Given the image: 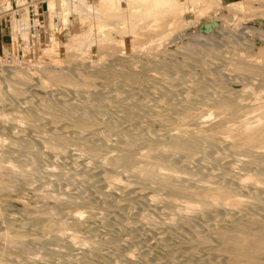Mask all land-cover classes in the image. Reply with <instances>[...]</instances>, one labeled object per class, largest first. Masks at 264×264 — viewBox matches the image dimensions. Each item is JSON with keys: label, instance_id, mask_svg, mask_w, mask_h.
Wrapping results in <instances>:
<instances>
[{"label": "rangeland", "instance_id": "obj_1", "mask_svg": "<svg viewBox=\"0 0 264 264\" xmlns=\"http://www.w3.org/2000/svg\"><path fill=\"white\" fill-rule=\"evenodd\" d=\"M243 1L212 0L205 3L204 8L207 11H205V14L199 9L193 11L189 17L182 14L179 17V24L164 25L160 28L161 33L158 35V32L156 37V34L154 36L150 35L151 38L147 36L151 40H146V47H144L145 45L143 46V51L146 50L144 51L145 54L146 52L148 53L145 59L142 55L144 54L142 50V53H140L141 51H136V54L141 56L140 62L135 66L136 68L130 64L129 58H125L127 54H129L127 57L135 55V50L132 46V35L127 37V34H130L129 27H126L129 26L128 22L125 23L121 19H115L116 17L114 19L110 17L107 20L108 26L110 25L109 27L113 30L109 33L112 32V37L115 38H112L111 34L108 33L111 30L109 27L105 34L110 35L112 42L114 41L113 43L116 42L118 44L120 42L123 52L121 50V53L107 57L98 52L97 55H92L93 57L87 60L82 59L86 55L83 54V56L81 50H76V53L79 52L81 61L78 56L77 62H71L70 66L68 62L67 65L65 63L69 52L67 47L64 46H66L67 40L71 35L82 34L87 31L88 19L85 18L86 20L83 19L82 21L76 15L71 14L68 21L69 24H62L60 18H58L60 16H55L53 20L54 26H52L48 0H27L29 4H32L30 6L27 5L29 6L31 34L30 38L26 39L21 36V29L17 28L14 31L12 18L13 11L16 18H22L25 14V9H23L25 5L21 6L16 0L13 1V10L7 14L0 15V82H3L2 85L0 83V86L4 87L6 81L3 80L10 78L16 67V69H25L29 73L31 72L35 81L31 82V86L27 85L30 88L28 94L24 96L9 95L7 88H4V90L2 87L0 92V110H5V113L12 114L17 111L15 110L17 108L18 110L23 109V107L27 108L26 102L28 99L37 106L45 103L46 105H44L47 108L45 106H41V108L43 107L44 112L47 109V113L42 112V115L50 117L48 111L55 110L62 113L71 103L76 102L79 104H74V111L76 109L79 114L81 108L82 111L86 108L87 113L94 118L96 123L94 128H98V131H91L89 128L77 131L66 122L61 121L53 124L47 122L48 120L43 117L31 121V124L0 120V135L8 138V140L19 138V146L21 147H18L20 151L16 153V161L28 168H32V173L29 172L27 175L20 176L15 180V184L0 191V246L5 245L1 238L3 228L10 224L14 225L16 232L23 235L21 239L31 245L32 250L35 248L36 252V248L38 249L44 245L43 250L45 248L47 249L45 250L46 252L50 251V253L46 254V252L39 249L46 255L36 257L35 262L31 260L30 264H121L124 261H127V264H147L146 261L148 259L149 264H154V262L155 264H166L163 260L167 261V257H169L167 253L170 250V246L174 244V246H177L176 256L183 257V255L186 256L190 252L188 248V252L186 251V247H189L186 241L191 239L188 236L192 235L190 231H194V227H196L195 231L199 228V230L203 229L206 230L205 232H209L210 229L208 228L215 225L221 219L220 216L224 217L225 209L222 212H218L220 214L217 213V216L214 213L217 210H209V212L198 211V214L197 212L193 213L186 220H177L175 226V221L173 223L172 221L177 219L178 216L175 219H173L175 216H168L172 211L167 208L168 203L161 200L155 202L148 199L149 197L146 194L150 195L151 192L148 191H152V186H144L136 176L125 172L124 169H118L113 172L110 165L100 161H92L93 156L90 153L91 158L89 154L82 152L77 147H81L86 142L89 147L91 145L94 147L95 145L109 144L110 146L115 145L114 147L117 148L116 146L119 145L117 140L120 137H118L116 132L122 130L123 134L132 137L138 143L137 148L130 150V152L132 151L133 155L144 154L148 152V146L153 140L159 141L165 135L177 133L179 126L183 122H186L190 130H196L203 126L207 133L214 134L221 131L224 127L237 125L243 119L255 116V110L260 104L259 94H264V60L256 57L264 49V1L254 0L252 5L250 4L247 8L236 7L233 4ZM129 2V0H122V5L125 9L131 6L132 2ZM188 2L190 0L177 1L176 5L178 7L175 10L177 15H181L183 6L189 5ZM137 12L140 13V10ZM141 13L140 15H142ZM222 15L224 16L222 17ZM151 21H145L141 18V26H138V29L140 27L141 30L147 31L149 22L151 23L150 25L153 24V19ZM213 23H216V26L208 29L207 25ZM124 28H127L129 32L126 33L127 31ZM35 32H38V36ZM95 33L93 36L95 44L98 46L99 43L96 40L102 33L99 34L98 31ZM15 36L17 39H15ZM54 37H59L57 40H60L61 44L57 50V55L54 53L55 55L53 56H56L63 63H54L53 66L46 64L49 67L44 66L45 68L76 75L79 73L78 71L88 72L91 65L96 61V64L90 69L92 71L99 70L95 65L102 62V55V58L106 59L103 62L104 66H106L105 69L114 71L116 73L115 76L107 81L108 74H105L107 72L104 69L99 75L91 77L93 81L92 87L76 89L74 86L71 87L67 84L58 86L51 83L41 86L42 84L38 79L43 77V70L40 68L43 67V60L46 55L44 50L48 48L49 44L54 42ZM15 43L17 46H14ZM95 44L92 45L93 48H97ZM80 52H82V56ZM95 56H100V59ZM242 56L245 58L244 65L237 62L240 61L239 59ZM89 58L90 56H88ZM92 58L94 62L92 61L91 63ZM130 59L136 58L131 57ZM58 65L62 66L59 67ZM26 67H29L31 71ZM109 67L112 69H109ZM62 68L66 70H62ZM38 71H41L42 75ZM102 72L103 76L101 75ZM105 75L107 76L104 77ZM95 95L99 96L103 101V104L98 109L93 106ZM186 96L191 99L185 105ZM210 96H213L212 99L214 100L230 96V102L234 105L233 111L224 117L218 115L210 116V112L215 110H212L214 106ZM69 103L70 105H68ZM77 105L82 107L80 108ZM77 112H74L75 116H78ZM34 125L39 126H36V128ZM54 127H59L56 131H67L71 136H74V139L76 137V142L74 141L73 145L68 146L62 152H54L45 148L43 141L48 139L45 137H51ZM100 128L103 130V134L101 133L102 130L99 131ZM104 128L109 129V131H104ZM48 129H51L52 132ZM110 131H112V134ZM105 132L110 133L107 134ZM148 140L150 143H148ZM228 145V141L220 135L215 140L202 142L200 146L194 148L195 150L191 149L187 158L183 152L168 153V155L157 154L155 158L156 160L161 158L162 162L166 164L173 162L177 165L179 164L178 166L182 167L181 169L185 167L184 170L196 172V174L198 173L197 176L208 174L218 176L223 174V170L219 169L221 168L219 164L226 165L227 162H232L234 157L230 156L228 160H226L227 158L222 161L219 160L220 163L218 161L215 163L216 161L212 157L218 154L216 151H221ZM219 146H222V149ZM128 166L132 167L133 164ZM107 170L111 171L110 174H114L117 177L115 181L109 182L107 180L105 177V174H107L105 171ZM139 185L146 189L144 188L145 190H143L142 186L140 188ZM41 191L45 192V195ZM65 191L69 196L65 194ZM140 191L145 192V194L139 193ZM60 192L63 193L61 196H67L66 200H64V196L63 200L58 199V201L50 196L45 199L46 195L60 194ZM143 195L144 197L146 196L144 199L142 198ZM51 206L53 208L57 207L58 214H47V210L49 211ZM252 206V204H248V207L252 208ZM52 207L51 209H53ZM145 214L147 215L145 216ZM171 214L174 215L176 212L172 211ZM168 217L171 218V223H169L170 221L166 223V218ZM36 218L41 220L39 222L32 221ZM26 219L28 220L26 221ZM28 221L31 222L27 223ZM62 221L68 223L69 233L75 229L74 231L78 230V234L88 239V241L92 238L89 244L63 249L61 246L58 247L55 241H53L54 243L51 241V243L47 240V242L45 239L46 235L51 237L53 232L54 235L57 234ZM209 225L211 226L208 227ZM181 228L184 229L182 230ZM44 230H51V235L43 232ZM187 230L191 233L190 235ZM42 233H45V236ZM164 237H167L166 243L164 242ZM183 237L185 239L182 241L181 238ZM191 237H194V232ZM93 238L94 241L99 243L100 247L95 245L96 248L91 244L93 243ZM92 247L96 249L94 250ZM183 247L185 248L184 250L182 249ZM202 248L204 247L200 248V253L202 251L204 254L205 248ZM53 252L57 254L54 256ZM150 259L153 263H150ZM120 260H123V262ZM128 261L131 263H128ZM141 261L144 262L142 263ZM125 262L123 264H126Z\"/></svg>", "mask_w": 264, "mask_h": 264}, {"label": "bare ground", "instance_id": "obj_2", "mask_svg": "<svg viewBox=\"0 0 264 264\" xmlns=\"http://www.w3.org/2000/svg\"><path fill=\"white\" fill-rule=\"evenodd\" d=\"M13 1L15 0H10L8 3H6L4 6L0 8V15L7 14L13 10ZM16 1L21 6L25 5V8H23L25 9V14L22 18H16L14 11L12 12L13 27H14L13 29L14 31L17 28L21 29L22 30L21 36L28 39L30 38V34H31L30 33L31 23H30V15H29V6L32 3L29 4L27 0H16ZM129 1L132 2V4L130 7L125 9V7L122 5V0H90V1L89 0H48V5H49L48 8L50 12V20H51L52 26H54L53 20L55 16H60L58 18H60V21L62 22V24L68 23L69 17L71 14L76 15L78 19L82 21L85 18L88 19L87 31L82 34L71 35L70 38L67 40L66 46H64V47H67L68 52H69V54L67 55V59H66L67 61L65 62L66 65H67V62L70 64L71 62L73 63L74 61L78 60L77 57L79 56L78 54L79 52L76 53L75 52L76 50H81L83 53L80 52V55L82 53V55L84 54L87 56V57L85 56L86 58L82 57V59H87V60H90L91 57H93L92 55H97L98 52H100L103 56H106V57L110 55H116L121 50L123 52V49L121 47L122 45L119 41H118L120 43V44L118 43L119 45L116 42L113 43L114 41L112 42V38H115V37H112V34H111L112 32L109 33L110 31H113V30L111 27H109L110 25L108 26L107 24L108 18L113 17L112 19H114L116 17L115 19H121L125 23L128 22L129 24V26H126V27L127 28L129 27L130 32L127 31V28L126 29L124 28V30L127 31L126 33L128 32L130 33V34H127V37L128 35L129 36L132 35V38H131L132 44H133L132 46H133V49L135 50V55L133 54L127 57L129 55L127 54L125 58L127 59L129 58L130 64L133 65L134 68H136L135 66L141 60L140 59L141 56L137 55L136 51L138 52H140L141 50L143 51V46L145 45V43H147L146 40L148 41V39L151 38L150 35L154 36L156 34L155 35L156 37L158 32H159L158 33L159 35L161 33L160 28L163 27L164 25L171 26L173 24H179L180 23L179 17L182 16V14L189 17L190 15H192L193 11H196L199 9H201L202 12H204L205 14L206 10L204 8V5L205 3L212 1V0H190V2H188L189 5L183 6L182 11L180 13L181 15H177L176 14L177 12L175 11L178 7L176 3L179 0H129ZM253 1L254 0H244L243 2H235L233 4L236 7L247 8L248 6H250V4L252 5ZM263 1H262V4H263ZM138 10H140V13L142 12L141 13L142 15H140V13L137 12ZM219 16L221 17V15ZM223 16L224 15H222V17ZM141 18H143L145 21L147 20L151 21V19H153V24L150 25L152 21L151 23L149 22L147 31L141 30L140 27L138 29V26H141V23H140ZM152 26L155 28H153ZM108 27L111 30L108 31L107 30ZM51 28L53 29V27ZM106 30L108 31L109 34H111L112 38L110 37L109 34H108L109 36L105 34ZM96 31H98L99 34L102 33L101 36L99 37L97 36L98 39L96 38L97 39L96 41H98L97 43H99L98 46L97 44H95V38L93 36ZM126 33H125V36H126ZM37 34L38 32L36 33V35ZM17 36H20V35H17ZM147 36H149L150 38H147ZM15 39H17L16 36H15ZM51 39L53 40V38ZM57 39H59V37L58 38L54 37V42L49 44L48 48L44 50L46 55L43 60V63H44L43 67L46 66V64L53 66L54 63L56 64L63 63V62H60L59 59L56 58V56L55 57L53 56L55 54L57 55V50L60 48V44H61V41L60 40L58 41ZM13 40H14V37H13ZM123 41H124V38H123ZM94 44L97 46V48H93L92 45ZM15 45L17 46L16 43L14 44V46ZM123 46L125 47V45ZM144 47H146V45ZM142 51L140 53H142ZM146 54L148 53L146 52ZM146 54L145 52L144 54H142L144 59H145ZM102 55H101L102 62L100 63L98 61L99 63L95 65L96 67L99 68V70L97 69V70L92 71L90 69L92 66H94V64H96L95 63L96 61L94 62L93 58L91 60V63L92 61L94 63L91 65L90 68L88 67L89 70L91 71L89 70L88 72L78 71L79 73L76 75L66 73L65 71L58 72L57 70L54 71L50 68H45V67L43 68L40 66L41 67L40 69L43 70L42 78L45 80L41 78V75H42L41 71L40 72L38 71V72L41 74L40 78L42 80L41 79H38V80L39 82H41L42 84L41 86H46L47 84L51 83L54 85L57 84L58 86L62 84H65V85L67 84L71 87L74 86L76 89L92 87L93 81L91 77L94 75H99L100 72L103 71L106 67L103 64V62L106 59L102 58ZM88 56H90L89 59H88ZM131 57L136 58L137 60L130 59ZM256 57L257 59L264 60V49L261 50L257 54ZM239 60L240 61H237V62H239L240 64L245 63L244 56H242ZM80 61H81V57H80ZM49 65L46 67H49ZM107 65L109 66V64ZM29 67L28 68L26 67V68L30 70ZM239 67L243 68L242 66H239ZM16 68H14V71L12 73L13 75L12 76L10 75L11 76L10 78H8L7 80L6 78L5 79L3 78L4 80L2 79L3 81H6L5 82L6 87L5 85L4 87L3 86L2 87L3 89L7 88L9 95L24 96L25 94H28V90L30 88L28 86L29 85L31 86V82L35 81L34 80L35 78L34 76L31 75L32 74L31 72L30 73L28 72V70L16 69ZM110 68L111 67H109V69ZM131 69L133 70V68ZM10 70H13V69H10ZM62 70H66V69L62 68ZM106 72L107 73L105 74H108V76L105 75L104 77L106 76L108 77L107 81L109 78H113V76H115L116 74L112 70H106ZM102 74L103 72L101 73V75ZM37 84H38V81H37ZM2 87L0 86V92H1ZM8 92H6V94H8ZM220 95L222 96V94ZM94 98H95V101H94L93 106L95 109H98V107H100L103 104V101L97 95H95ZM212 98L213 96L211 97V102H213L212 105L214 106L212 107V110L214 109L215 110L210 112V116L218 115V116L224 117L233 111L234 105H232L230 102L231 101L230 96L222 97L221 99L218 98L215 100ZM259 98H260L259 99L260 104L255 110L256 115L253 117H247L243 119L237 125L227 126V127H224L221 131H218L217 133L210 134L206 132V129L204 130L203 126L202 128L200 126V128L196 130H190L188 129L186 122L185 123L183 122L181 126H179L177 133L165 135V137L162 136L163 139L159 140L160 142L155 139L153 140V142L150 143L148 140V143H150L148 146V152L144 154L133 155L131 153L132 151L130 152V150L137 148L138 143L135 140H133L132 137L126 134H123L122 130L116 132V134H118V137H120V139L117 140L119 143L118 145L119 148L118 146L116 147L118 149L114 147L115 145L110 146L109 144H104L100 146L99 145L96 146L94 144L95 145L94 147L90 144L92 147L91 146L89 147L86 142L82 144L81 147L80 146L79 148L77 147V149L81 150L84 153H87V154L90 153L93 156L92 157L89 154L90 158L91 157L93 158L91 159L92 161H96V162L100 161V162H103L104 164L110 165L113 169V172H115V170H118V169H124L125 172L127 173L129 172L133 176H136L144 186H147V187L152 186L153 188L151 189L152 191H148V192H151L150 195L146 194L149 197L148 199L151 201H155V202L160 201V200L167 202L168 203L167 208L172 210L173 212H176L177 214V215L176 214L172 215L171 214L172 211H171L170 213L171 215L169 214L168 216H172V217L175 216L173 219H175L178 216L177 219L173 221L171 220L172 223L175 221V226L177 224L176 223L177 220H180V219L186 220L189 218L191 214L196 213V212L198 214V211L199 212L200 211L209 212V210H217L216 212H214L216 213L215 215L217 216L218 212H222L223 209L226 210L225 213L223 212L224 217L222 218L220 216L221 219H219L215 225H212L211 228H208L210 229L209 232H205L206 230H203V229H202L203 231L201 229L199 230V228L197 231H195L196 227H194L195 229L193 228L194 231L193 230L190 231L192 232V235L194 232V237L192 238L191 237L192 235H191V236H188V238H191V239H187L188 241L185 240L186 243L189 244V247L188 246L186 247V251H187V248L188 250L190 249V252L187 251L188 252L187 255L186 253H184L186 256L184 255L183 257H180L178 255L176 256L175 252L178 251L177 246H174L175 244L173 246L169 245L170 250L167 253L169 257H167L168 255L166 256L168 258L167 259L168 262L166 260H163L166 262V264H264V94H259ZM190 99L191 98L189 96L185 97V101H184L185 105L190 102ZM26 103L28 105L27 108H24L22 105L23 109L18 110L17 108L15 109L17 111L12 114H8V112L5 113L4 112L5 110L4 111L0 110L1 112L0 120H3L4 122L5 121L6 122H19V123L25 122V123L31 124V121L38 120L39 117L41 118L43 117L44 119L48 120L47 122L53 123V124H56L61 121L66 122L72 125L77 131H81L87 128H89L91 131H98V128H94L96 124L94 121V118L92 117V115L87 113L86 108H84L82 111V108H81L82 106L80 107L79 105H77L81 108L82 112L80 111L81 113L79 112L78 114L77 110L75 109L78 116L74 115V112H75L74 104L76 102L75 103L70 102L71 105L69 103L68 105L70 106L68 107L67 105L68 108L67 109L65 108L66 110L63 111L62 113L57 112L55 110L54 111L51 110V112L48 111L50 117H45L47 116L45 114H44L45 116L42 115V112L45 113L47 111L46 109L44 112L43 107L41 108V106L46 105L45 103H44L45 105L42 104L43 101L41 103L42 104L41 106L39 104L40 107L37 106L36 104H33V102L28 99ZM76 104H79V103H76ZM77 106L76 108H78ZM32 126H33V123H32ZM57 128L59 129V127ZM57 128L53 130V134L51 135L50 138L48 136L45 137L48 139H45V141H43V144H45V148H47L50 151L62 152L68 146L73 145L76 142L75 141L76 137L74 139V136H71L67 131H62V130L61 132L56 131ZM112 128L114 129V127ZM100 130L102 129L100 128L99 131ZM105 130L107 129L104 128V131ZM115 130L117 131L116 128ZM115 130L113 131L115 132ZM49 131L52 132L51 129ZM107 131H109V129ZM102 132L103 130L101 131V133ZM110 132L112 134V131ZM98 134H100V132H98ZM220 135L223 136V138L228 141L229 145L225 146L226 148H224L221 151L219 149H218L219 151H216L218 152V154L215 157H212L214 161H216L215 163H217V161L219 162V160L221 161L225 160V158H227L226 160H228V157L230 158V156L232 158L234 157L232 162H229V163L227 162L226 164L227 166L219 164L221 168L219 167L218 168L223 170V171L221 170L223 172V174H221L222 172L220 173L221 175L215 176V174L207 173L208 175L197 176L198 173L196 174V172H188V170L187 171L184 170L185 167L181 169L182 167H179L178 166L179 164L177 165L174 162L170 164H166L162 162L161 158L159 160H156L155 158V155L157 154L158 155H164V154L168 155V153H182V152L186 154L184 155L187 158L189 156V151L191 149L195 150L194 148H197L198 146H200L202 142H206L209 140H215ZM9 140L3 135H0V191L8 188L9 186H12L13 184H15V180L17 178H19L20 176L27 175L29 172L32 171V168H28L25 165L18 163V161H16L15 159L16 153L20 151L18 150L20 149L18 147H21L19 146V142H20L19 138L18 139L13 138V140H10V141ZM221 147L219 146V148ZM115 151L117 152L115 153ZM209 158L212 159L211 156H209ZM130 164H133V166L129 167L128 165ZM107 171H105V173L107 174L104 173L106 175L105 177L107 178V180L109 182L115 181L117 177L114 174H110L111 171L110 172L108 171L109 174ZM212 173H215V172H212ZM139 186L141 188L142 185H139ZM142 188L143 190L146 189L143 186ZM141 192L142 191H140L139 193ZM43 193L45 195V192ZM61 194L63 193L60 192V194L55 193L52 195H46L45 199L47 196L48 197L50 196L52 199L54 198V200L56 201H58V199L63 200L62 198L64 195L61 196ZM65 194L69 196L67 192ZM143 194H145V192ZM66 197L64 196L65 198L64 200H66ZM145 197L143 195L142 198L144 199ZM163 197H166V198H163ZM149 200L147 201L149 202ZM248 204H252L254 207L253 206L252 208L248 207ZM152 205H153V202H152ZM51 207H49L50 208L49 211L47 210V214L49 215L58 214L57 213L58 210L56 209L57 207L56 208L52 207L53 209H51ZM146 215L147 214H145V216ZM146 218L148 219V217ZM168 218H166V221H167L166 223H168V221H170L171 219L170 217ZM27 220L28 219H26V221ZM40 220H41L40 218H36L35 220H32V221L39 222ZM171 221L169 223H171ZM29 222L31 221H28L27 223ZM210 226L211 225H209L208 227ZM173 227H174V224H173ZM14 229H15L14 225H10V224L7 227L3 228V231L1 233V238L3 239L5 245L0 246V264H30L31 260H34L32 262H35L36 257L38 256L40 257L41 255L43 257V255L45 256L48 252L50 253V251L46 252L45 250L47 249L45 248L43 250V246H44L43 244H42L43 245L42 247H39L38 249L36 248V252H35V248L34 250H32L33 248L31 247V245H29L28 243H25L21 239L23 235H21L19 232H16ZM181 229L183 230L184 228H181ZM74 230L71 233H69L68 231H70V229L68 227V223L62 221L60 222V227H59L57 234L54 235V232L52 233L51 230H44L43 232H45L46 234H50V235L52 233L53 236L51 235V237L49 235H46V238H45L46 241L47 240H49L50 242L55 241L58 247L61 246L63 249L73 248V247L76 248V245L80 247V245L82 244L83 246H86V244H89V241L92 238H90L88 241V239L78 234L79 233L77 232L78 230L77 231H74ZM190 232H189V235L191 234ZM45 233H42L43 236H45L44 235ZM48 236H49V239H48ZM95 238H96V235H95ZM164 238H165L164 242L166 243L167 237H164ZM183 239L185 238L184 237L181 238L182 241ZM92 242L95 243L97 241H94V238H93ZM93 243L91 244L94 246L95 245L99 246L98 242L96 244H93ZM201 247L205 248L204 254L202 251L200 253ZM96 248H94V250ZM39 249L42 250L43 252H46V254L41 252ZM182 249L184 250L185 248L183 247ZM54 252H53V255L55 256V254L57 253L54 254ZM60 253H61V250H60ZM48 257H50V255H48ZM128 259H129V256H128ZM123 260H120V261L123 262ZM129 261H132V260H129ZM129 261L128 263H131ZM141 262L143 263L144 261H141ZM146 263L149 264V259L148 261H146ZM150 263H153L151 259H150Z\"/></svg>", "mask_w": 264, "mask_h": 264}, {"label": "water", "instance_id": "obj_3", "mask_svg": "<svg viewBox=\"0 0 264 264\" xmlns=\"http://www.w3.org/2000/svg\"><path fill=\"white\" fill-rule=\"evenodd\" d=\"M10 0H0V8L4 6L6 3H8ZM212 26H216V23L207 25V28L210 29Z\"/></svg>", "mask_w": 264, "mask_h": 264}, {"label": "built area", "instance_id": "obj_4", "mask_svg": "<svg viewBox=\"0 0 264 264\" xmlns=\"http://www.w3.org/2000/svg\"><path fill=\"white\" fill-rule=\"evenodd\" d=\"M44 1H47V0H44Z\"/></svg>", "mask_w": 264, "mask_h": 264}]
</instances>
